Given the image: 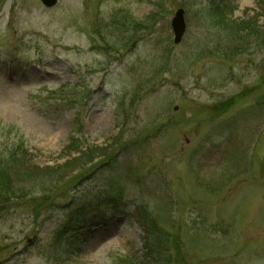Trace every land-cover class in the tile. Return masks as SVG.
Segmentation results:
<instances>
[{"label":"rangeland","instance_id":"374dc122","mask_svg":"<svg viewBox=\"0 0 264 264\" xmlns=\"http://www.w3.org/2000/svg\"><path fill=\"white\" fill-rule=\"evenodd\" d=\"M233 1L236 22L260 12ZM209 11L210 0H0V152L22 144L40 169L107 155L45 199L0 207V264L142 259L154 221L170 236L166 264H264V19L228 57ZM112 189L124 210L65 230Z\"/></svg>","mask_w":264,"mask_h":264},{"label":"trees","instance_id":"16d2710c","mask_svg":"<svg viewBox=\"0 0 264 264\" xmlns=\"http://www.w3.org/2000/svg\"><path fill=\"white\" fill-rule=\"evenodd\" d=\"M233 3V0H210V25L216 29L218 38L221 33L224 34L223 40L227 46L226 48L219 46L216 50L224 48L228 57H234L236 53L241 52V48L236 45L237 38L245 41L258 34L257 20L264 19V0H258L260 12L247 22H236L229 17L233 13ZM70 142H73L71 146L73 148L76 144L75 138H70ZM105 155L104 151L99 153L89 150L81 152L79 157L71 158L62 165L40 169L30 164L28 151H24L22 144L14 145L12 148L5 146L0 152V207L30 201L36 195H43L42 199H45L70 181L75 171L85 169L96 158ZM124 199L122 193L112 189L104 197H99L94 204L88 201L81 203L69 216L65 230L68 228L69 232H74L73 228L76 229L78 226L88 228L87 224L92 222L97 209L109 210L112 213L124 210L123 205L126 206ZM145 228V255L142 259H127L123 264H166L170 238L168 232L155 221L146 224Z\"/></svg>","mask_w":264,"mask_h":264},{"label":"water","instance_id":"95a60500","mask_svg":"<svg viewBox=\"0 0 264 264\" xmlns=\"http://www.w3.org/2000/svg\"><path fill=\"white\" fill-rule=\"evenodd\" d=\"M40 1L48 9L54 8L59 2V0H40ZM171 26L174 35L173 42L175 45H180L187 31L185 11L183 9H180L176 12L174 18L172 19ZM175 110H177V108ZM29 243H31V241H29Z\"/></svg>","mask_w":264,"mask_h":264}]
</instances>
